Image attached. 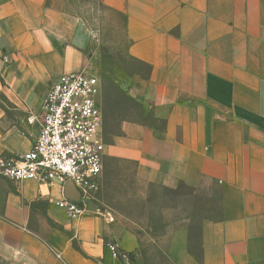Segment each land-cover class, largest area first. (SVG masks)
I'll list each match as a JSON object with an SVG mask.
<instances>
[{"label":"crops","instance_id":"crops-1","mask_svg":"<svg viewBox=\"0 0 264 264\" xmlns=\"http://www.w3.org/2000/svg\"><path fill=\"white\" fill-rule=\"evenodd\" d=\"M100 3L123 16L127 53L146 67L128 80L136 116L104 140L103 163L195 191V233L167 242L181 243L178 264H264V0ZM89 56L64 0H0V156L31 148L39 124L28 117ZM61 196L56 183L0 177V264H128L109 245L134 252L135 233L98 210L70 220Z\"/></svg>","mask_w":264,"mask_h":264},{"label":"rangeland","instance_id":"rangeland-1","mask_svg":"<svg viewBox=\"0 0 264 264\" xmlns=\"http://www.w3.org/2000/svg\"><path fill=\"white\" fill-rule=\"evenodd\" d=\"M64 1L67 12L89 35L86 67L101 86L98 103L102 116L100 136L104 141L118 132L122 120L136 116V105L127 98L126 88L130 77L144 72L146 67L127 53L122 15L104 7L100 0ZM89 196L97 210L116 224L118 232L131 230L137 236L139 243L132 264H178L170 249L181 243H167L170 235L180 240L186 231L192 234L197 228V221L189 222L191 212H200L193 207L199 203L193 189H162L140 179L132 163L119 159L105 160Z\"/></svg>","mask_w":264,"mask_h":264},{"label":"built area","instance_id":"built-area-1","mask_svg":"<svg viewBox=\"0 0 264 264\" xmlns=\"http://www.w3.org/2000/svg\"><path fill=\"white\" fill-rule=\"evenodd\" d=\"M100 92L97 76L87 67L61 74L47 88L38 114L28 117L29 122L39 124L31 148L21 154L0 156L1 178L58 184L62 196L54 204L70 220L88 211L89 191L95 187L104 166ZM67 181L79 191V201L64 197ZM109 248L116 257H126L116 246Z\"/></svg>","mask_w":264,"mask_h":264},{"label":"water","instance_id":"water-1","mask_svg":"<svg viewBox=\"0 0 264 264\" xmlns=\"http://www.w3.org/2000/svg\"><path fill=\"white\" fill-rule=\"evenodd\" d=\"M63 195L69 200L72 201H79L80 200V193L79 191L75 188V186L72 184L71 181H67L64 186H63ZM87 208L88 210H97L98 207L91 201H87Z\"/></svg>","mask_w":264,"mask_h":264},{"label":"trees","instance_id":"trees-1","mask_svg":"<svg viewBox=\"0 0 264 264\" xmlns=\"http://www.w3.org/2000/svg\"><path fill=\"white\" fill-rule=\"evenodd\" d=\"M120 251V250H119ZM122 254H124L127 258H128V260L130 261L128 264H132V263H134V261H135V255H134V253L133 252H129V253H125V252H122V251H120Z\"/></svg>","mask_w":264,"mask_h":264}]
</instances>
